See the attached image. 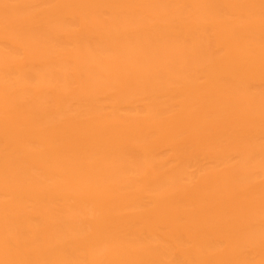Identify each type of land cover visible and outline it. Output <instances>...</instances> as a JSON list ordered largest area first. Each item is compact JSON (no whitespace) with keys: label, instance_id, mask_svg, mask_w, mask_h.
<instances>
[{"label":"bare ground","instance_id":"bare-ground-1","mask_svg":"<svg viewBox=\"0 0 264 264\" xmlns=\"http://www.w3.org/2000/svg\"><path fill=\"white\" fill-rule=\"evenodd\" d=\"M0 264H264V0H0Z\"/></svg>","mask_w":264,"mask_h":264}]
</instances>
